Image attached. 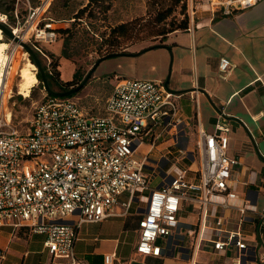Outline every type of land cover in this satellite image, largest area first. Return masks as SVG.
I'll return each instance as SVG.
<instances>
[{
  "label": "built area",
  "instance_id": "obj_1",
  "mask_svg": "<svg viewBox=\"0 0 264 264\" xmlns=\"http://www.w3.org/2000/svg\"><path fill=\"white\" fill-rule=\"evenodd\" d=\"M257 1L207 3L213 14L226 15ZM48 2L27 17L25 25L30 28L23 36L12 29L23 40L32 30L26 39L40 51L39 38L52 41L57 36L52 23L38 27L36 21ZM192 10L188 29L196 17L193 6ZM233 66L222 57V76L228 77ZM13 97L11 92L8 101ZM6 103L0 85V227H27L44 234V244L55 260L89 264L75 249L81 225L126 215L138 204L144 211L136 251L160 256L172 249V243L184 241L180 213L190 205L200 208L203 227L214 228V250L236 248L234 258L221 264H243L248 241L239 229L225 228L226 215L211 218L208 205L215 203L223 211L238 209L241 220L248 212L264 219V213L237 191V184L249 180L239 176L240 158L229 153V127L221 118L215 131L198 130L197 147H183L189 122L177 94L162 80L135 77L117 78L97 113L85 110L75 95L48 93L36 105L26 130L14 123L13 108ZM157 176L160 182L154 186ZM118 206L123 210L118 211ZM188 236L194 239V228H188ZM199 247L196 241L194 249ZM116 257L112 251L104 259L113 264Z\"/></svg>",
  "mask_w": 264,
  "mask_h": 264
},
{
  "label": "crops",
  "instance_id": "obj_2",
  "mask_svg": "<svg viewBox=\"0 0 264 264\" xmlns=\"http://www.w3.org/2000/svg\"><path fill=\"white\" fill-rule=\"evenodd\" d=\"M191 26L168 33L160 44L131 52L134 55H119L114 73L117 78L162 80L177 94L189 122L183 147H197L199 129L212 132L218 119L226 122L229 153L240 158L241 180H249L237 184V191L251 200L258 213H264V0L226 15L213 14L208 4H202ZM61 46L55 54L61 55ZM222 57L234 65L228 77L222 76L219 67ZM61 62L62 69L68 67L63 55ZM74 73L69 69L62 77L71 79ZM101 75L97 73L96 79ZM117 210L123 208L118 206ZM143 211L137 204L126 215L83 223L75 245L77 255L89 264H107L105 254L112 251L117 255L113 264H221L234 258L235 247L223 252L212 248L214 228L203 227L200 208L190 205L181 211L185 214L180 213L185 222L181 230L186 234L184 241L172 243V249L160 256L138 253ZM208 212L213 219L226 215L225 228L242 232L249 243L243 264H264V219L248 212L241 220L238 209L223 211L215 203L208 205ZM191 227L195 229L194 239L188 236ZM44 240V234L27 227H0V264H66L64 259L53 258ZM196 241L200 247L194 249Z\"/></svg>",
  "mask_w": 264,
  "mask_h": 264
},
{
  "label": "rangeland",
  "instance_id": "obj_3",
  "mask_svg": "<svg viewBox=\"0 0 264 264\" xmlns=\"http://www.w3.org/2000/svg\"><path fill=\"white\" fill-rule=\"evenodd\" d=\"M47 1L49 2L45 9H41L37 14L36 21H39L38 27L43 26L45 23H52L51 29L57 31V36L52 41H48L46 38H39L38 45L42 51L38 49H35V51L40 57L43 67L51 68L52 57L49 54L54 53L61 45L64 48L66 40V48L71 54V57L67 58L68 67L65 66L62 69L63 62H61V58L63 49L61 48V55L55 54L53 57L54 62H58V66L55 69L56 71H61V79H63L62 72L63 75L67 76L69 69H72L73 72L77 71L76 80L84 77L97 61L113 52L111 51L112 49H116V52H135L160 44L163 41L160 32L169 28L172 21H179L183 17L180 12L183 1L186 2L189 18H191L193 13L192 6L196 11L195 15H197L202 4H208L207 0H182L174 13L162 22L157 21V12L175 4L177 0H98L91 4L89 10L80 19H75L74 16L88 3L86 0H0V14L5 16V24L11 29H17V32L23 36L26 30L30 28L28 23L25 25L27 17L33 12L35 7L43 5ZM106 6H109L108 10H105ZM123 22H129L126 35L120 37L114 43H107L105 39L111 32V28ZM64 28L69 29V31L66 33L58 31V29ZM30 33H32V30L28 35ZM28 35L24 41L31 45L32 43L26 39ZM34 37H31L32 42L35 41ZM2 38L9 44L6 53L11 57L9 73L5 77V82L7 89L12 86L14 97L8 102L13 108L14 123L20 129L26 130L36 105L49 92L45 88L43 80L39 78L34 86L31 87L28 96L19 92V69L27 60L25 58L32 60V57L22 45L18 44L7 34L3 33ZM112 40L110 39L111 42ZM17 44L19 46H16ZM120 58V56H113L100 61L87 83L75 94V97L85 110L91 113L102 111L106 99L117 80L114 68L119 64L117 59ZM119 70L121 71L123 68H118ZM35 71L36 74L39 71L37 66ZM97 73L102 75L96 79ZM77 84L75 83L71 87ZM51 87L55 90H60L57 84ZM193 141L191 140V142ZM187 164L189 165L190 162L187 161ZM159 182L160 177L157 176L153 185L156 186ZM181 214H185V212Z\"/></svg>",
  "mask_w": 264,
  "mask_h": 264
},
{
  "label": "trees",
  "instance_id": "obj_4",
  "mask_svg": "<svg viewBox=\"0 0 264 264\" xmlns=\"http://www.w3.org/2000/svg\"><path fill=\"white\" fill-rule=\"evenodd\" d=\"M94 1H98V0H90L89 3H87L83 8H81L75 15L76 19H80L83 17V15L85 14V12H87L89 10V7L91 6V4L94 3ZM182 0H177L175 2V4H172L170 6H168L166 9H161L157 12L156 17H157V21L158 22H162L165 21L169 16H171L176 7L178 6V4L181 2ZM109 6H106L105 10H108ZM186 2L183 1V3L181 4V10L180 12L183 14V17L179 20V21H172L171 22V26L169 28H167L166 30H163L162 32H160V34L162 35V39L164 40V38L167 36L168 33L172 32V31H176V30H182V29H186L189 25V16L187 14V10H186ZM128 27H129V22H123V23H119L118 25H115L111 28V32L108 34V36L106 37L105 41L107 43H114V41H118V39L120 37H124L128 31ZM59 32H63L66 33L69 31V29H58ZM116 38V39H114ZM110 39H113L112 42L110 41ZM67 41L65 40L64 42V48L62 50V55L65 56L66 58H70L71 54L68 52L67 48ZM116 49H112L111 51L116 52ZM109 52V51H108ZM107 52V53H108ZM112 53V52H110ZM49 55H51L52 60H51V68H47L44 67L49 84L51 86H53L54 84H57L60 88L61 91H65L71 88V85H74L75 83H80L82 81V79L84 77H80L79 80H76V74L77 71L74 73V77L71 79H61L60 78V70L56 71V67L58 66V62H54L53 57L55 56V53H50ZM32 60L34 61V59L32 58ZM37 76L39 79L43 80L42 74L40 71L37 72ZM76 80V81H75ZM77 84V85H78ZM76 85V86H77ZM75 87V86H72ZM81 89V88H80ZM79 89V90H80ZM78 90V91H79ZM78 91H76L75 93L69 95V96H74Z\"/></svg>",
  "mask_w": 264,
  "mask_h": 264
},
{
  "label": "bare ground",
  "instance_id": "obj_5",
  "mask_svg": "<svg viewBox=\"0 0 264 264\" xmlns=\"http://www.w3.org/2000/svg\"><path fill=\"white\" fill-rule=\"evenodd\" d=\"M4 18L5 16L0 14V20ZM2 37H3V31L0 28V85L4 87L5 99L7 101L6 105H9L8 97L12 92V86H10V88L7 89L5 77L9 73V64L11 57H9V54L6 53L9 44ZM25 59L27 60L19 69V76H20L19 92L24 94L25 96H28L31 87L34 86V84L38 81V76L35 71L36 64L33 63V61L28 58Z\"/></svg>",
  "mask_w": 264,
  "mask_h": 264
},
{
  "label": "water",
  "instance_id": "obj_6",
  "mask_svg": "<svg viewBox=\"0 0 264 264\" xmlns=\"http://www.w3.org/2000/svg\"><path fill=\"white\" fill-rule=\"evenodd\" d=\"M0 28L2 29L3 33L7 34L10 38H12L18 44L22 45L25 48V50L30 54V56L34 59V63L36 64V66L38 67L39 71L42 74L43 83H44L45 88L47 89V91L50 94H53V95L69 96V95L75 93L76 91H78L80 88H82L87 83V81L89 80V78L94 73L97 66L99 65V62L104 60V59H107V58L113 57V56H119V55H134V54H136V53H131V52H112V53H109V54L105 55L104 57H102L99 61H97L94 64V66L87 72V74L84 76L82 81L77 86L71 87L70 89L65 90V91H60V90L53 89L51 87V85L49 84L45 69H44L43 64H42V61H41L40 57L38 56V54L36 53L35 49L28 42L24 41L19 36H17L15 34V32L7 24H5V22H3L1 20H0ZM185 249L188 250L189 248L185 247Z\"/></svg>",
  "mask_w": 264,
  "mask_h": 264
}]
</instances>
